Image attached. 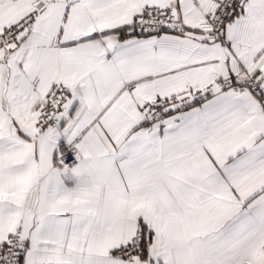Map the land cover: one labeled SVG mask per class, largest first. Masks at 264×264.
<instances>
[{
  "label": "snow or ice",
  "instance_id": "snow-or-ice-1",
  "mask_svg": "<svg viewBox=\"0 0 264 264\" xmlns=\"http://www.w3.org/2000/svg\"><path fill=\"white\" fill-rule=\"evenodd\" d=\"M0 264H264V0H0Z\"/></svg>",
  "mask_w": 264,
  "mask_h": 264
}]
</instances>
